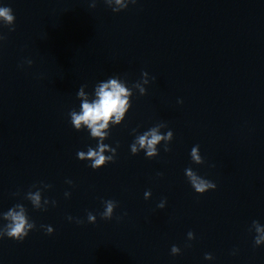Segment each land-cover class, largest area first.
I'll return each mask as SVG.
<instances>
[{"label": "clouds", "instance_id": "clouds-1", "mask_svg": "<svg viewBox=\"0 0 264 264\" xmlns=\"http://www.w3.org/2000/svg\"><path fill=\"white\" fill-rule=\"evenodd\" d=\"M113 12H120L128 7L129 3L135 4L136 0H104ZM95 2L92 3L91 7H95ZM15 20L16 17L13 14V10L7 6H0V23L8 27L9 31H15ZM3 35H0V40L5 39ZM27 64L31 65L32 61L27 60ZM152 79H155L153 77ZM149 84V76L146 71L141 72V80L135 82L131 88L127 86L125 80H122L119 76L110 77L107 81L99 82L95 88L92 98L90 99L88 95L85 94V88L87 85H82L78 92L77 98L81 101L80 110L75 109L69 112L71 124L75 130L80 131L82 129H87L90 133L92 139L98 141L95 148L88 147L87 151H78L77 158L81 161H90L89 167L93 170H98L110 162H115L116 148L110 147L105 144L104 141L109 136V131L111 125H119L125 119V114L128 113L129 109L132 107L131 97L133 96L132 89H138L141 96L146 94V88L144 85ZM182 103V101H178ZM166 127L165 124L159 123L151 127L143 134H137L134 142L130 145V150L133 155L138 154L143 150L146 157L151 159L156 157L158 153L157 146L164 142V151L169 152L171 149L168 144L173 140V132L168 130L166 133H161V128ZM135 133L136 130L133 129ZM118 146V145H117ZM105 153H111V155H105ZM191 160L197 164H203L205 161L202 158L199 150V145L192 147L190 152ZM162 175V174H161ZM185 175L188 182L197 194L203 195L209 190H215L217 185L207 180L197 174L192 168L185 169ZM71 184L72 181H67ZM35 188L36 185H33ZM51 188L49 184H42V188H37L36 191H28L25 195V199L29 200L34 209L47 210V205L49 201L47 199H42V189ZM14 195H19L15 193ZM70 193H65V196H69ZM145 199L151 197V191H146L144 193ZM55 205V201H51ZM166 201L162 200L157 206L159 208H164ZM104 210L99 214L100 218L103 220H111L115 209L118 207V203L115 200H104ZM2 219L7 221V223L0 226V239L8 237L16 241H23L29 234L30 231L36 228L35 222L30 221L27 209L21 203L15 204L7 212L2 214ZM72 220V217H68ZM87 221L89 223H96V215L92 212H88ZM77 223H83V221L78 220ZM45 230L46 234L51 235L54 229L49 225H41ZM255 232L254 236V246H260L264 244V225H261L259 221L253 220L249 231ZM188 240H194L195 235L193 232L189 231L187 234ZM190 247L191 245H186ZM181 249L173 245L171 247L172 255H179ZM206 260L213 259L210 253H206Z\"/></svg>", "mask_w": 264, "mask_h": 264}]
</instances>
